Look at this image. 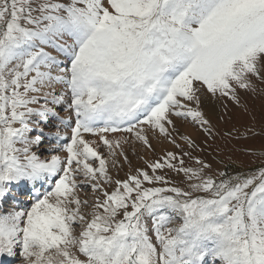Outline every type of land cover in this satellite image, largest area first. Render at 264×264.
Segmentation results:
<instances>
[{
	"label": "snow or ice",
	"instance_id": "obj_1",
	"mask_svg": "<svg viewBox=\"0 0 264 264\" xmlns=\"http://www.w3.org/2000/svg\"><path fill=\"white\" fill-rule=\"evenodd\" d=\"M241 93L264 0H0V264H264V159H206Z\"/></svg>",
	"mask_w": 264,
	"mask_h": 264
},
{
	"label": "rangeland",
	"instance_id": "obj_2",
	"mask_svg": "<svg viewBox=\"0 0 264 264\" xmlns=\"http://www.w3.org/2000/svg\"><path fill=\"white\" fill-rule=\"evenodd\" d=\"M242 102L247 103L249 108H251L256 116L255 121V130H260L261 125V115L264 114V101L261 99H251L247 94L241 93ZM230 112L229 114L233 117L230 122H218L213 120V124L220 131L231 130L233 126H235L241 133L244 132V128L246 126H250L253 121L249 116L243 113L241 109L235 108L233 105L229 104ZM180 131L183 133H190L194 138L197 139V142H202V137L197 133V131L187 125H178ZM223 143V141H220ZM261 143H264V137L257 136L253 139H241V140H232L228 145L229 148L232 149V152L224 153L223 155L216 156L213 153L212 156H207L206 159L210 162H213L214 169L224 170L228 169L229 172H240L247 171L248 169H255L259 167L262 163V157L259 155L252 156L246 154L244 149H253L257 153L260 151ZM229 155H231V159H229ZM213 156H215V160L222 161V163L217 164L215 160H213ZM123 176V173H121Z\"/></svg>",
	"mask_w": 264,
	"mask_h": 264
}]
</instances>
